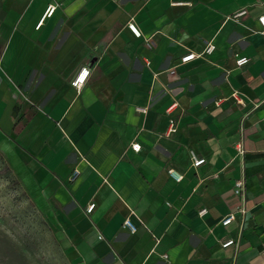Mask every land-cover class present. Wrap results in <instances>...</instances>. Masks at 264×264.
Here are the masks:
<instances>
[{"label": "crops", "instance_id": "0c3cea01", "mask_svg": "<svg viewBox=\"0 0 264 264\" xmlns=\"http://www.w3.org/2000/svg\"><path fill=\"white\" fill-rule=\"evenodd\" d=\"M260 16L264 0H0V154L72 264H264Z\"/></svg>", "mask_w": 264, "mask_h": 264}, {"label": "rangeland", "instance_id": "374dc122", "mask_svg": "<svg viewBox=\"0 0 264 264\" xmlns=\"http://www.w3.org/2000/svg\"><path fill=\"white\" fill-rule=\"evenodd\" d=\"M0 264H72L0 154Z\"/></svg>", "mask_w": 264, "mask_h": 264}, {"label": "built area", "instance_id": "2783aa9c", "mask_svg": "<svg viewBox=\"0 0 264 264\" xmlns=\"http://www.w3.org/2000/svg\"><path fill=\"white\" fill-rule=\"evenodd\" d=\"M55 8L56 6H53V5H50L46 11V15H52L55 11ZM247 13V9H241L239 11H237L235 14H233V18L234 19H238L239 17L245 15ZM259 21L261 22L262 26H263V29H264V16H260L259 17ZM129 28L132 30V32L140 37L142 36V32L139 30V28L136 26L135 23L131 22L129 23ZM216 46L210 42L208 43L205 48L203 49L202 52L200 53H195V52H189L187 54H184L182 57H181V63H186V62H189L197 57H200L202 55H210L214 52ZM251 60V58L249 56H238L237 59H236V63L238 66H243L247 63H249ZM89 72L90 70L87 68V67H83L81 68V70L79 71V73L73 78L72 80V85L77 87V88H81L82 85L86 82L87 80V77L89 75ZM171 73H175L176 70L175 69H171L170 70ZM177 103H173L171 104L169 107H168V111H171L175 106H176ZM138 111L140 112H146L147 111V107H138L137 108ZM176 131V126H175V122L174 120H171L170 121V125L168 127V130H167V134L170 135L171 133L175 132ZM132 148L133 150L135 151H139L141 149V144L136 142V143H133L132 144ZM238 150H239V153L242 155L244 154V149L242 148L241 145H238ZM193 159H194V166H199L201 165L202 163L205 162V159L204 158H198L196 157L195 155L193 156ZM79 174V170L78 169H75L70 177L71 180H74ZM169 174L175 178L177 181H181L183 179V175L181 174H178L177 172H175V170L173 169H170L169 170ZM245 178L244 177H240L239 179H237L235 181V186H234V191L237 195H240L242 196L244 199H245ZM94 208V204H91L89 207H88V211H91L92 209ZM239 211H241L243 214L246 213V208L244 206H240L239 207ZM207 213V209L206 208H203L200 210V214L201 215H204ZM235 220V213L234 212H230L229 214H227L226 216H224L221 220V223L225 226L231 224L233 221ZM123 228L125 229H128L130 232L132 233H135L137 231V225L132 221V219L130 217H127L124 221H123V224H122ZM234 244H237V241L236 239L234 238H231L227 241H225L223 243V246L227 247V246H230V245H234ZM165 257H167V254L164 255Z\"/></svg>", "mask_w": 264, "mask_h": 264}, {"label": "trees", "instance_id": "16d2710c", "mask_svg": "<svg viewBox=\"0 0 264 264\" xmlns=\"http://www.w3.org/2000/svg\"><path fill=\"white\" fill-rule=\"evenodd\" d=\"M9 169V168H8Z\"/></svg>", "mask_w": 264, "mask_h": 264}]
</instances>
